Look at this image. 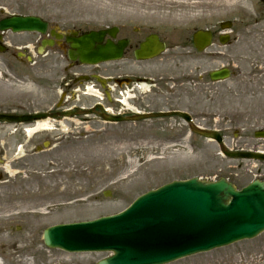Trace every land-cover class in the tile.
<instances>
[{"label":"rangeland","instance_id":"1","mask_svg":"<svg viewBox=\"0 0 264 264\" xmlns=\"http://www.w3.org/2000/svg\"><path fill=\"white\" fill-rule=\"evenodd\" d=\"M262 7L260 0H189L186 17L176 23L164 17L181 10L172 0H0V16L37 15L59 29L117 26L123 31L118 37L130 24L150 28L171 46L160 57L136 62L124 56L85 70L110 77L111 87L114 78H124L131 69L152 81L132 94L126 84L106 92L99 88V97L84 95V105L100 102L122 115L185 111L196 124L209 122V129L220 130L228 149L249 150L253 132L264 127ZM224 21L232 26L226 30L230 39L221 44L217 37ZM202 27L210 28L214 38L199 54L190 42L192 31ZM220 67L230 68V77L211 82L208 73ZM2 75L1 108L36 103L46 94L28 70ZM174 83L177 89L169 94ZM92 84L86 81L84 91L97 89ZM46 120L51 127L35 131L38 121L0 123V264H95L107 253L46 248L43 229L119 212L138 195L173 180L226 178L241 188L255 178V161L219 154L214 141L190 133L176 115L121 123L92 114ZM263 239L264 233L168 264H264Z\"/></svg>","mask_w":264,"mask_h":264},{"label":"water","instance_id":"2","mask_svg":"<svg viewBox=\"0 0 264 264\" xmlns=\"http://www.w3.org/2000/svg\"><path fill=\"white\" fill-rule=\"evenodd\" d=\"M264 5V0H261ZM264 8V7H263ZM230 22H222V29ZM13 32H38L43 34L46 22L36 16L12 15L0 20V30ZM114 37V29L89 31L79 37L69 38L68 57L83 64L121 59L126 40L114 43L104 36ZM228 35L219 36L225 43ZM211 33L197 30L192 36L194 47L203 51L210 44ZM164 45L150 35L135 52L136 59H150L162 53ZM229 76L226 68L210 72L211 80ZM93 109L69 112L89 114ZM101 119L109 122L136 121L150 117L179 115L196 134L215 140L222 154L235 159H258L264 156L254 152L226 150L222 137L214 130H201L190 124V116L179 111L110 115L99 112ZM56 114L33 115L0 114L1 122H29ZM264 231V185L252 181L237 190L226 179L216 181L175 180L149 190L117 214L84 222L57 224L46 228L42 234L44 244L67 252H108L96 264H167L182 257L253 238Z\"/></svg>","mask_w":264,"mask_h":264},{"label":"flooded vegetation","instance_id":"3","mask_svg":"<svg viewBox=\"0 0 264 264\" xmlns=\"http://www.w3.org/2000/svg\"><path fill=\"white\" fill-rule=\"evenodd\" d=\"M3 17L4 16H0V19ZM44 20L47 23L46 32L44 34L37 32L14 33L9 30L0 32L1 77H3L2 74L5 75L9 72L16 74L21 70H28L31 72V81L38 84L40 88L45 89L46 91V94L42 96V99L36 103L27 101L19 106H14L13 104L2 106V108L0 107L1 113L27 115L38 112H48L50 114H56L57 117L55 119L70 118L62 117L60 114L62 112L68 113L70 111H79L81 109L83 110L85 108L93 107L95 112L99 110L97 106L101 105L100 102H95L88 107H86L83 102L84 95L86 94L93 97H99L97 93L99 88H103L104 92H106L107 88L114 90L115 87L126 84V91L129 94H132L135 88H141L142 85H146L144 83L147 81H152V79L146 74L140 71H133L130 68V72L125 74L124 78H114L113 84H115V87H111L109 85L111 82L110 77L101 78L98 74L86 71L85 67L88 66L81 64L78 60L72 61L68 57L70 44L68 43L67 38L78 37L89 30L74 27L59 29L55 24L56 22L53 20ZM115 32L116 38L113 39V41L125 38L127 40V45H125L124 56L132 57L136 62H144L135 60V56L133 55H135V51L138 49L140 43L144 41L145 37L149 34H155L158 36L159 40L162 41L165 46V51L171 47L164 37H161L160 34L150 30V28H144L142 25L130 24L125 28L124 35L120 37H118V34L123 32L122 29L116 26ZM19 34H25V38L20 39L18 37ZM165 51L163 53H165ZM163 53L158 57L163 55ZM89 80L95 81V84L92 85H96L97 89L91 88L85 92L84 88H86V86L84 83ZM150 85H152V83H150ZM173 85L174 87L171 88H174V90H169V94H173L177 89L175 86L178 84L174 83ZM105 110L110 112L107 108H105ZM92 115L98 116L96 113H93ZM209 119L210 117L208 120ZM192 120L194 124L197 123L195 118L192 117ZM205 120L207 119L205 118ZM208 124L210 125L208 122L204 125L197 124V126L208 129ZM254 134H256L257 137ZM253 138L252 149L249 150L264 155V127L258 129V131H254ZM33 148H35V146H33ZM254 176L255 180L264 184L263 159L255 160ZM261 242L264 243V239Z\"/></svg>","mask_w":264,"mask_h":264},{"label":"bare ground","instance_id":"4","mask_svg":"<svg viewBox=\"0 0 264 264\" xmlns=\"http://www.w3.org/2000/svg\"><path fill=\"white\" fill-rule=\"evenodd\" d=\"M172 1L177 3V7L181 8V10L169 11L168 13L164 14V17L170 18L171 20H173V22L181 23V21H183V19L186 17L185 9L189 4V0H172ZM142 87H146V86L142 85ZM50 127H51V123L48 120H43L37 123L36 128L33 129V131H35L36 129H49ZM31 131L32 130H28V133H30Z\"/></svg>","mask_w":264,"mask_h":264}]
</instances>
